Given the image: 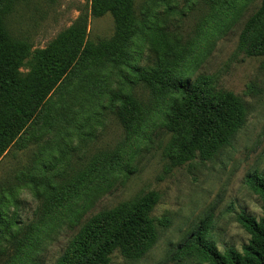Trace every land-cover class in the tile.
I'll return each mask as SVG.
<instances>
[{
  "label": "rangeland",
  "instance_id": "374dc122",
  "mask_svg": "<svg viewBox=\"0 0 264 264\" xmlns=\"http://www.w3.org/2000/svg\"><path fill=\"white\" fill-rule=\"evenodd\" d=\"M260 5L261 0H135L139 27L128 57L117 65L81 62L1 159L0 264H56L87 219L149 192L158 195L152 212L159 228L156 244L135 261L117 251L110 264H203L178 261L173 254L207 222L209 239L219 250L242 251L251 235L238 215L263 216V201L248 178L264 175V56H252L248 48L264 19L242 39ZM10 14L11 33L33 51L46 48L82 15L88 17L93 43L115 33L113 16L95 17L91 0H18ZM156 26L166 28L174 54H180L176 76L194 82L207 75L212 88L233 92L248 104L246 124L213 159L175 162L187 131L173 133L166 124L181 94L162 93L136 78L133 66L156 67L148 38ZM34 64L30 57L23 75ZM113 91L140 101L135 130L119 121Z\"/></svg>",
  "mask_w": 264,
  "mask_h": 264
},
{
  "label": "trees",
  "instance_id": "16d2710c",
  "mask_svg": "<svg viewBox=\"0 0 264 264\" xmlns=\"http://www.w3.org/2000/svg\"><path fill=\"white\" fill-rule=\"evenodd\" d=\"M17 2L0 0V161L29 125L41 117L51 95L81 62L99 60L117 65L128 57L127 48L139 27L135 0H91L95 17L108 13L113 16L115 33L112 38L97 44L90 41L88 17L82 15L46 48L33 51L28 41L16 38L9 29L8 17ZM263 19L264 0H261L258 10L245 24L242 39L248 38ZM149 33L151 50L157 56L156 67L133 68L139 82L157 87L162 93L181 94L166 124L170 132L187 131V138L179 144L175 162L185 164L198 157L213 159L232 143L246 124L248 104L233 92L212 88L207 75H201L194 82L176 76L174 67L180 61V54H174L171 34L162 26L151 28ZM248 51L252 56H264V28ZM30 57L35 64L23 75L21 70ZM110 100L119 103L116 114L123 127L135 130L141 121V103L136 96L113 91ZM248 183L263 201V216L257 219L246 212L238 215L237 221L251 235L242 251L233 246L219 250L209 239L210 223L207 222L192 231L176 248L173 254L176 260L193 258L203 264H264V175L254 172L249 175ZM157 203V193L149 192L132 203L104 209L90 217L56 264H110L117 251L128 260L142 259L159 238V228L152 217ZM32 264L43 263L34 261Z\"/></svg>",
  "mask_w": 264,
  "mask_h": 264
}]
</instances>
